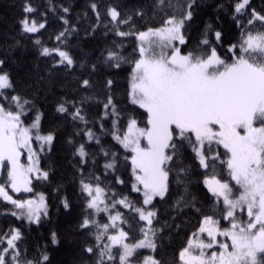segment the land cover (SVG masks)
Instances as JSON below:
<instances>
[{
  "label": "snow or ice",
  "instance_id": "obj_1",
  "mask_svg": "<svg viewBox=\"0 0 264 264\" xmlns=\"http://www.w3.org/2000/svg\"><path fill=\"white\" fill-rule=\"evenodd\" d=\"M89 6L99 26L100 5L93 0ZM199 7L197 0H155L159 21L141 30L135 26V17L143 19L142 10L128 14L108 5L105 15L120 41L104 49L102 61L117 70L129 66L127 104H118L113 91L116 80L107 78L100 101L103 112L91 122L99 124V135L88 127L83 107L84 100L92 97L79 102L61 99L56 105L57 113L84 125L74 135L82 134L85 141L76 144L69 138L67 142L79 158L84 211L75 227L92 238L82 249L92 258L88 264H164L157 255L163 227H156L154 202L169 194L173 175L187 191L192 166L184 162L186 151L202 170L199 182L210 205L205 212L197 206L196 196L181 195L175 201L177 210L190 208L199 218L175 253L174 264H264V10L253 8L251 0H232L229 9L240 31L234 42L225 45L224 33L211 21L197 37L191 36L189 29ZM223 7L217 5L218 10ZM35 11L25 0L23 12ZM62 11L70 10L63 7ZM61 19L69 25L68 19ZM20 25L21 32L36 34L46 21L25 15ZM73 31L74 26L60 31L53 48L43 46L39 38L34 40L41 45V56L58 57L53 67L71 69L76 64L70 51L59 46ZM128 38L134 46L125 55ZM5 64L6 59L0 58V202L12 206L3 214L40 225L49 217V201L45 193L36 191L34 181L49 180L50 170L41 162L52 151L57 133L44 130V113L17 90ZM95 71L93 63L91 72ZM79 86L89 89L93 82L84 78ZM102 135H110L125 151L123 160L102 145ZM92 143L105 157L106 173H117L122 165L129 169L130 190L139 200L114 191L113 184H105L94 172L85 174L89 159L95 163V154L88 151ZM114 183L125 185L126 181L115 175ZM17 194L30 195L18 198ZM61 203L65 209L71 207L67 196ZM101 214L103 221L98 218ZM50 238L52 244H59L56 231ZM23 240L19 227L0 231V264H48L47 251L28 259ZM141 250L148 254L141 255Z\"/></svg>",
  "mask_w": 264,
  "mask_h": 264
},
{
  "label": "trees",
  "instance_id": "obj_2",
  "mask_svg": "<svg viewBox=\"0 0 264 264\" xmlns=\"http://www.w3.org/2000/svg\"><path fill=\"white\" fill-rule=\"evenodd\" d=\"M24 2L25 0H0V58L6 59L4 70L11 74L17 90L33 99L36 106L44 113L42 121L44 130H55L57 133L52 151L41 162L42 167L50 170L49 180L34 181L36 191L43 192L48 197L49 217L40 225H30L26 221L3 214L12 206L0 202V231L9 227L21 228L24 233L21 246L28 259L38 256L42 251H47L48 264H88L92 258L83 253L82 249L86 243H92V238L75 227L84 211V201L79 189L80 177L77 172L79 158L74 157L75 148L67 142L69 138H72L76 144L84 142L85 137L82 134L74 135L84 125L63 117L55 111V108L61 99L79 102L82 98L92 97V99L84 100L83 107L90 121L88 127H93L99 135V124L94 126L91 122L97 121L103 112L100 101H103L105 97L104 82L107 78L116 80L113 91L116 93L118 104L123 106L127 104L124 90L127 87V76L130 71L128 65L117 70L109 68L102 61L104 49L111 47L113 41H120V38L110 30L112 26L105 15L106 8L108 5H116L119 6L120 11L128 14H131L134 9L142 10L145 13L143 19L139 16L135 17V26L141 30L146 25L157 24L159 15L154 14L155 0H95L100 5L101 12L99 26H96V16L89 6L93 0H30L36 9L31 14L23 12ZM197 3L200 7L196 10L195 18L189 29L191 36L197 37L204 29L205 23L211 21L217 29L224 33L225 45L234 42L240 30L236 27L229 9L232 0H197ZM217 5H223V10H218ZM251 6L257 11L264 10V0H251ZM63 7H68L70 11L63 13ZM25 15L34 17L38 22L46 21V27L36 34L21 32L20 20ZM61 16L69 20V25L64 24ZM69 26H74L75 31L68 35L65 42L59 46L70 51L76 64L71 69H66L63 65L53 67L54 60L58 57L41 56V45H36L34 40L39 38L43 46L56 47L58 42L55 36ZM122 30L127 31L128 28L122 26ZM193 42H195L194 39ZM124 44L127 46L124 54L127 55L132 51L134 40L128 38L124 40ZM221 51L223 52L224 49ZM93 63L97 65L95 72H91ZM90 72L91 75H89ZM84 78L91 79L93 82L91 88L83 89L79 86ZM128 110H131V106ZM110 125V120L105 123L106 128ZM101 143L105 148L117 152L123 160L125 151L110 135H102ZM88 151L95 154V163L91 158L89 159L85 166V174L94 172L105 184H113L114 191L128 194L133 200L140 199L138 194L130 190L128 168L122 165L117 173L110 171L106 173L103 168L105 157L99 154L98 146L95 143L89 144ZM183 159L185 164L192 166L191 182L187 184V191H185L184 184L175 182L173 175L169 194L163 200L157 198L154 202L159 221L156 227H163L158 240L160 247L157 255L164 261V264H174L175 253L183 246L187 233L191 231L192 225L199 218L190 208H185L183 211L177 210L174 207L175 201L181 195L189 199L191 196H196L200 201L197 206L202 207L205 212L208 211L210 205V200L206 199V189L199 182L202 179V170L196 167L190 151L184 153ZM115 175L125 179L126 184H115ZM29 195L20 194L19 197L28 198ZM65 196L71 203L68 209H65L61 203V199ZM98 218L103 221L104 214ZM52 231L58 233L59 244L51 243L50 233ZM132 235L139 238L135 231ZM147 253V250H141V255Z\"/></svg>",
  "mask_w": 264,
  "mask_h": 264
},
{
  "label": "rangeland",
  "instance_id": "obj_3",
  "mask_svg": "<svg viewBox=\"0 0 264 264\" xmlns=\"http://www.w3.org/2000/svg\"><path fill=\"white\" fill-rule=\"evenodd\" d=\"M17 195H18V198H20V197H19L20 194H17ZM147 254H148V253H147ZM147 254H146V255H147Z\"/></svg>",
  "mask_w": 264,
  "mask_h": 264
}]
</instances>
